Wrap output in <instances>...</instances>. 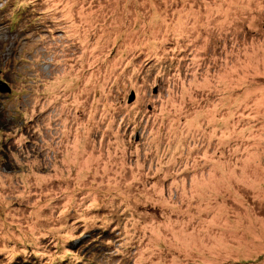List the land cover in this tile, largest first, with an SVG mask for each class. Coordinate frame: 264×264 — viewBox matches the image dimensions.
Returning a JSON list of instances; mask_svg holds the SVG:
<instances>
[{"label":"rangeland","instance_id":"obj_1","mask_svg":"<svg viewBox=\"0 0 264 264\" xmlns=\"http://www.w3.org/2000/svg\"><path fill=\"white\" fill-rule=\"evenodd\" d=\"M0 80V264H264V0H0Z\"/></svg>","mask_w":264,"mask_h":264},{"label":"water","instance_id":"obj_2","mask_svg":"<svg viewBox=\"0 0 264 264\" xmlns=\"http://www.w3.org/2000/svg\"><path fill=\"white\" fill-rule=\"evenodd\" d=\"M9 91H10V87L8 86V84H6L4 81L0 80V92L3 93V92H9ZM133 97H134V92L132 91L128 95L127 99L129 101H131V100H133Z\"/></svg>","mask_w":264,"mask_h":264}]
</instances>
